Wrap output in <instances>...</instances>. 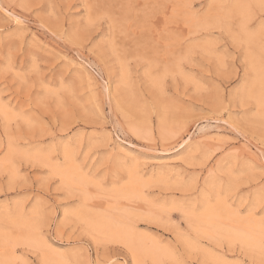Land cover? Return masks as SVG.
<instances>
[{
	"label": "rangeland",
	"instance_id": "1",
	"mask_svg": "<svg viewBox=\"0 0 264 264\" xmlns=\"http://www.w3.org/2000/svg\"><path fill=\"white\" fill-rule=\"evenodd\" d=\"M0 106V264H264V0H0Z\"/></svg>",
	"mask_w": 264,
	"mask_h": 264
},
{
	"label": "bare ground",
	"instance_id": "2",
	"mask_svg": "<svg viewBox=\"0 0 264 264\" xmlns=\"http://www.w3.org/2000/svg\"><path fill=\"white\" fill-rule=\"evenodd\" d=\"M2 109L3 108H1V106H0V110H2ZM73 166L71 169H64V170L60 169L61 171H59V173H61L63 180L65 182L69 183L70 185L80 184L83 182V178H80L81 176L77 172V167L73 168ZM141 184H142V181L138 177L137 173H135V171H133V169H132V171L129 170V183L127 186L125 185V187L123 189L119 190V195L138 196L140 194ZM221 208L222 207H221L220 203H217L214 206H212L210 204L205 205L204 209L201 213V217L197 219L199 221L204 222L209 227V231H207L208 234L210 232V235H211V233H217L218 230H223V233L221 235H223L224 237H226L228 239L239 240L241 243H243L247 246L248 245H252L253 247L257 246V245L259 246V243L261 240H260V238H258L257 236L254 235L255 231L252 232L254 225L251 224L250 222H248L250 220L246 219V221H245L243 219L244 220L243 221L240 219L239 216H238L239 217L238 218L235 215V213H234V216H225V215L221 216V214L219 213L222 211V210H220ZM232 215H233V213H232ZM119 220H120V218H117V220H114V219H110V218L98 217V218L94 219L93 223L96 225L98 230H101V232L103 231V233L106 234L107 236H110L112 238L117 236V238L120 239L122 242L124 241L125 243H127L129 245V247L130 246H133V247L136 246V244L138 243V240H136L137 238H136L134 232L132 231L133 229L132 228L129 229V227H128V230H126L124 228V224H125L124 219L123 220L121 219L120 221ZM222 220H226V222H228V227H226V228L222 227V224L224 223ZM255 230H256V228H255ZM260 230H262V229H260ZM32 234H29L26 237H23V240H25L26 242L33 240L35 238V236H33L34 234L33 235ZM257 235H259V233H257ZM137 253H136V255H137ZM145 253L151 255L154 258L157 257V255H158V252L154 249L145 250ZM159 254H160V252H159Z\"/></svg>",
	"mask_w": 264,
	"mask_h": 264
}]
</instances>
